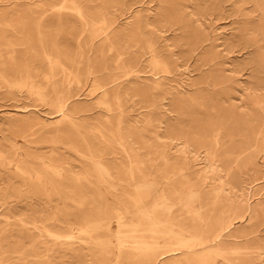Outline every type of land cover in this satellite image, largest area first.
I'll return each mask as SVG.
<instances>
[{
  "label": "bare ground",
  "instance_id": "6f19581e",
  "mask_svg": "<svg viewBox=\"0 0 264 264\" xmlns=\"http://www.w3.org/2000/svg\"><path fill=\"white\" fill-rule=\"evenodd\" d=\"M18 1L21 0H7V5H15ZM60 1L59 6L48 5L39 20L48 13L55 14V19L61 21L62 13L69 12L78 25L73 36L75 42L72 40L75 43L72 53L55 42L38 40L37 50L32 48L33 55L12 68L15 79L10 80L7 73V81L3 78L2 81L7 87L23 90L45 104L49 117H55L54 122L46 124L42 120L44 128L51 126L53 129L47 133L49 142L65 140L71 130L73 139L67 148L89 163L91 171L98 177V182L90 181L88 168L80 173L71 168L66 170L68 164L54 150L36 159L43 169L54 175L55 183L27 165L23 158L18 162L21 166L14 163L15 169H12L27 182L44 189H55L62 195V200L76 206L73 223L66 222V228L74 230L75 227L82 236L70 243L67 250L86 263L88 256L91 260L95 258L93 252H96L100 257L96 259L97 264H122L123 261L135 264H264V235H261L264 201L255 198L252 186H242L241 181L235 180L240 179V169L245 171L247 167H255L258 159L264 162V82L256 77V73L264 75L263 36L252 39L256 55L247 64L252 71V82L243 89L242 104H237L236 108L247 140L238 152L220 156L221 127L210 137H202L196 132L187 135L182 130L175 132V126L166 122L172 121V116L165 103L178 105L185 95L173 100L171 92L160 88L161 81L170 74L171 64L152 41L151 36L158 26L151 22L149 15H154L152 12L142 16L138 11L129 10L128 21L115 29L118 16L112 7L113 11L91 9L88 4L94 0ZM108 1L117 7L121 5L120 0ZM247 1L256 5L264 19V0H235L236 3ZM41 3L42 0L32 2L35 6ZM84 49L93 55L85 54ZM96 57L100 59L101 71L107 73L106 77L97 74L102 72L96 70L99 60L96 61ZM40 60L44 62L45 70L36 66ZM109 65L113 66L112 71ZM205 66L206 60H202L199 67ZM141 69L147 71L140 72ZM143 73L149 75L150 88L160 90V106L164 108V120L157 122L154 132V138L160 143L156 152L158 164L153 161L150 168L132 152V131L126 133L120 128V92L126 84L129 91L139 93L136 80ZM56 74L60 75L61 84L55 82ZM82 88L85 97L93 100L86 108L71 104L77 103ZM197 90V94L202 92L200 88ZM149 96L153 97V93ZM109 98L115 101L117 126L114 123V130L108 132L117 149L111 141L107 144L101 128L93 129L100 133L99 142L90 141L83 133L90 121L86 113H93L95 109L100 110L98 115L106 120L105 124L113 126L107 121L112 110ZM197 99L189 96L188 101ZM150 106H155L153 99ZM8 165L13 164L9 162ZM100 186L107 187L108 191H103ZM109 194L111 199L107 197ZM104 200L110 203L111 214H106L109 211L105 212L100 206ZM36 223L29 224L53 241L62 236ZM102 233L104 237L100 236Z\"/></svg>",
  "mask_w": 264,
  "mask_h": 264
},
{
  "label": "rangeland",
  "instance_id": "374dc122",
  "mask_svg": "<svg viewBox=\"0 0 264 264\" xmlns=\"http://www.w3.org/2000/svg\"><path fill=\"white\" fill-rule=\"evenodd\" d=\"M33 1L21 0L8 6L7 0H0V264H97L96 259L100 257L96 252H93L95 258L91 260V256H88L86 263V260L66 248L82 236L75 227L74 230L66 228V222L73 223L72 218L77 213L76 206L62 200V195H58L57 190L34 186L13 170L15 164L21 166L19 159H24L27 165L42 172L47 179L55 183L54 175L48 169H43L40 161L36 159L39 155L47 156L54 150L68 164L66 170L71 168L80 173L88 168L90 181L98 182V177L91 171V165L67 148V144L73 139L72 131H69L70 134L65 140L50 143L47 133L53 129L51 126L44 128L42 120L46 121L45 124L54 122V115L49 117L48 108L35 96L28 95L23 90L9 88L7 83L2 81V78L7 81V73L10 80L15 79L12 68L33 55L32 48L37 50L38 40L44 43L55 42L71 53L75 47L73 36L78 25L69 12L62 13L61 21L55 19V14L48 13L43 14V19L39 20L48 5L59 6L61 1L42 0L40 6H35L37 3L32 4ZM94 1L88 4L89 8L117 10L114 13L118 16L115 29H120L128 21L129 10L138 11L142 16L150 14L149 12L154 14L149 15L151 22L155 26L158 25L154 36H151L152 41L160 54L168 58L171 64L170 74L161 81L160 88L171 92L173 100L181 94L185 95L178 105L172 106L169 101L165 103L172 116V121L166 122L175 126V132L182 130L185 135L196 132L202 137H210L215 129L221 127L222 149L219 155L238 152L242 143L247 140V133L240 123L236 108L237 104H242L240 100L244 97L243 89L252 82V71L247 65L256 55L252 39H261L262 36L264 38V19L257 11L256 5L250 1L236 3L235 0H120L121 5L117 7L108 0ZM84 42L86 38L82 40L83 44ZM84 52L93 55L88 50L84 49ZM97 56L101 57L99 54ZM202 60H206L207 66L200 68ZM36 66L45 70L41 60ZM108 68L113 70L112 65ZM96 70L101 71L100 59L97 61ZM101 72L97 74L106 77L107 73ZM143 74L136 80L140 91L138 94L129 91L126 84L120 92V128L126 133L132 131V152L149 167L153 161L158 164L156 152L160 143L154 138V132L157 122L164 120V108L160 106V90L150 88L151 83L147 80L149 75ZM256 77L264 82V75L256 73ZM55 82L62 83L60 75L56 74ZM147 88V92H141ZM197 88L202 90L200 94H197ZM151 93L153 97L149 96ZM84 94L82 88L78 92L81 96L77 103L71 104L80 108L88 107L93 100ZM189 96H196L198 99L190 102ZM110 99L108 102L112 110L107 121H110L112 127L105 124L106 120L98 115L101 113L99 109L86 113L90 118L89 129L85 128L83 133L90 141H100V133L93 130L98 127L106 137L107 144L112 142L108 130H114V123L117 126V110L113 106L115 101ZM151 99L154 100L155 106H150ZM231 136L234 139L230 140ZM27 139H30L29 142ZM112 144L113 148L117 149L113 142ZM9 162L13 165L9 166ZM240 171L241 176H237L240 179L235 180L241 181L242 186H252L255 198L264 201V162L258 159L255 167ZM237 172L236 170V174ZM100 187L103 191H108L107 187ZM110 196L109 194L107 197L111 199ZM100 206L104 207L105 212L109 211L106 214H111L112 207L108 201H102ZM30 221L37 222L38 226L43 224L62 236L53 241L38 230L35 231L29 224ZM104 235L100 234L101 237ZM261 235H264V225ZM123 262L122 264H135Z\"/></svg>",
  "mask_w": 264,
  "mask_h": 264
}]
</instances>
